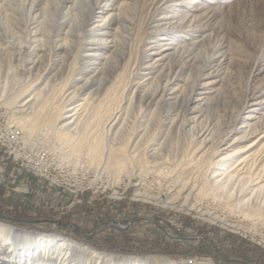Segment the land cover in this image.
I'll return each mask as SVG.
<instances>
[{
	"label": "rangeland",
	"instance_id": "374dc122",
	"mask_svg": "<svg viewBox=\"0 0 264 264\" xmlns=\"http://www.w3.org/2000/svg\"><path fill=\"white\" fill-rule=\"evenodd\" d=\"M71 1L70 9H66L65 0H11L7 15L0 11V112H6L8 122L38 149L49 151L53 160L48 177L24 169L38 179L23 192L24 207L30 208L34 216L43 213L46 220L40 224L17 223L0 216V222L13 232L57 235L102 254L141 260V264H264V215L260 213L264 214V0H172L160 6L157 3L161 0H100L86 24V10L92 0ZM181 1L184 4H179ZM215 3L225 6L216 24L221 31L198 51L196 61L188 67L189 78L183 76L175 82L182 96L196 83H203L209 91L207 96L212 89H217L219 96L209 112L196 120L188 112H178L181 134L177 148L169 144L162 112H157L154 120L130 105L128 112H116L119 118L113 126L101 131L102 120L112 112H82L88 95H75L64 104L59 97L44 98L54 88L72 90V85L79 84L75 79L83 76L78 71V54L85 51L79 46L70 58H56L53 52L49 40L57 21L67 20L61 32L74 31L77 45H81L84 30L108 16L106 22L113 24L116 37L127 40L120 67L131 81L141 76L137 63L149 41L154 40L149 28L157 18L202 11ZM201 34L205 32L194 29L188 38ZM32 35L41 39L46 49L33 71L28 69V62L42 53L36 51L33 55ZM222 35L229 48L221 49ZM220 50L225 51L223 58L215 61L213 75L199 78L207 58ZM55 58L58 63L50 70ZM54 73L59 74L56 80L47 82ZM126 96L124 91L114 107L125 106ZM22 97V101L34 103L31 112L18 111ZM99 100L103 105L107 103L106 97ZM258 101L261 104H255ZM59 104L76 107L68 112L75 113L74 130L57 132L56 125L67 114ZM254 116L259 119L253 128L242 127V122L254 121ZM118 129L122 136L114 140L112 147L120 145L126 154L136 145L132 156L116 166L107 161L105 154ZM206 129L213 131L220 149L230 144L221 150L222 154L246 149L226 162L229 168L235 166L229 172L240 179L224 183L215 191L204 188L207 172L202 160L192 153L199 133ZM149 147L162 149L157 159L147 156ZM96 170L102 171L100 178L93 175ZM140 170L142 176H132ZM159 173L162 180L157 182L154 174ZM183 186L193 189L188 198ZM139 218L145 219L136 221ZM103 222L120 227L132 225L121 229ZM160 225L173 235L194 239L173 240ZM201 241L208 244L206 255L186 254L190 246L198 247ZM9 247L6 244L0 250L5 253Z\"/></svg>",
	"mask_w": 264,
	"mask_h": 264
},
{
	"label": "bare ground",
	"instance_id": "6f19581e",
	"mask_svg": "<svg viewBox=\"0 0 264 264\" xmlns=\"http://www.w3.org/2000/svg\"><path fill=\"white\" fill-rule=\"evenodd\" d=\"M10 1L11 0H4L0 5V11L4 12L6 15L8 9H10L9 6H11ZM99 1L100 0L91 1L92 3H90L86 10L85 24L88 23L90 18L94 15V7L98 5ZM167 1L172 0H161L157 5L160 6ZM213 2L214 1H211V3ZM70 3H72L71 0H65L66 9H70L71 6L68 5ZM218 3H215V5L212 6L208 5L202 11L200 10L194 13H175L172 16L165 15L157 18L149 28L154 40L149 41L145 53L139 58V62L137 63V70L141 76H136L131 81L127 79V75L125 76L124 68L121 69L120 67L126 55L127 40L126 38L121 37L118 39L116 37L114 34L115 28L112 27L113 24L108 21L106 22L108 16L102 18L99 24H94L90 29L84 30L83 44L81 45H77L78 36L74 31L65 30L64 32H61L67 25V20L61 19L57 21L55 24L57 27L53 30L52 36L49 40L53 52L55 53L56 58H58V56L70 58L79 46L80 49L85 51L84 53L78 54L80 57L78 61V71L79 74L81 73L83 76L75 79L79 84L72 85V90L69 91V89H66L62 91V89L54 88L48 94H45L44 98L59 97V102L61 101L64 104V101H69L75 95H88V99L85 98L86 101L82 112H112L102 120L101 131H104L107 127L109 128L113 126L119 118V115H117L116 112H128L130 105L137 110L136 112H144L147 116L152 115L154 120L157 118V112H162V123L167 126L168 129L166 136H168V134L170 136L169 144L173 146V149L177 148L179 146L181 134V124H178L179 120L177 119L178 112H188V115H192L190 118L196 120L198 117L202 116L203 113L209 112L211 106L214 102L216 103L219 96V91L217 89H212L210 91V96H207L209 91L205 90L206 88L202 85L203 83H196V86L192 87L187 95L182 96V91L179 90L175 82L183 78V76H186V79L189 78L188 67L191 63L196 61L198 51L209 43L211 37L219 34L221 31L220 28L216 27V24L223 16L222 13L224 12L223 8L225 6L222 7V5ZM179 4L184 3L181 1ZM178 10L181 12L180 8ZM37 29L38 28H36V30ZM194 29H201L205 34H201L194 39L188 38L190 31H193ZM206 30L210 31L206 32ZM35 32L36 31H34V34ZM63 33L65 34L63 35ZM62 35L63 37H61ZM36 37L33 36L31 39V48L34 51L33 55H37L36 51H40L42 54L37 55L35 60L28 62L30 65L28 69L31 71L37 69V64L40 60L39 57L43 56V53L46 51L44 44L39 42L41 39ZM221 39H223L220 43L221 49L226 47L229 48L228 41L225 43L226 39L223 35L221 36ZM224 51L225 50H220L207 58L204 65L201 67L202 73L199 75V78L203 79L207 76L213 75L214 63L219 58H223L222 55ZM56 58L54 64L51 65L50 70H53L56 67L58 63ZM58 75V73L50 75L47 82H51V80L54 82ZM124 91H127L126 104L121 107V109H117L114 107V104ZM203 94L204 96H201ZM102 96L103 98H107V103L105 105L101 103L102 99L99 100ZM23 98L24 97L19 100L20 103L17 106L18 111L31 112L34 109V103L28 104L27 100L22 101ZM182 98L183 100H181ZM255 104L261 103L258 101ZM59 106L63 109V112H67V114L64 113L65 115L63 118L65 119L62 122H58L56 125L57 132L66 129L70 131L74 130L76 128V126H73L75 118L73 115L75 113L68 112H72L76 107H67V105L61 106L60 104ZM261 106L262 105H260V107ZM55 112H60V110L58 111L56 109ZM262 114L261 115L264 116V113ZM253 119L254 121L248 120L242 122V127L253 128L259 117L254 116ZM120 132V129H118L115 138L113 137L109 141V149L105 154L107 161L114 163V165L122 162L125 157L130 158L136 145L135 144L132 150L126 154L122 153L123 149L120 145L112 147L111 144L114 143V140L122 136ZM169 132H171V135ZM136 135L137 134L134 133V137H136ZM166 136L165 138H167ZM59 138L60 137L58 136V139ZM197 138L198 141L196 144L198 143V145L194 148L192 153L196 154L197 158L202 160V165L207 172V178L205 180L206 184L204 187L207 191L209 189L215 191L214 189L216 188L218 190V188L223 187L224 183H229V181L233 179H240L238 174L236 175L234 172H229L235 168V166L229 168V166L226 165V162L234 155L244 152L246 149L234 150L222 154L221 150L227 149L230 144L220 149V145H217L219 140L214 136L213 131L210 129L201 131ZM161 150L162 149L159 147H149L147 149V156L152 160L157 159L161 154ZM211 153L213 155H209ZM92 155L94 157L97 156V154ZM248 156L249 155H247V158ZM142 172L143 171L141 170L138 173L133 172L132 176L136 174L142 176ZM144 172L147 173V170H144ZM154 175H156L154 179L157 182L162 180L160 173ZM245 179H247L246 176ZM182 190L183 192L187 191L185 197L188 198L192 194L193 189L183 186ZM198 195L199 194H197V196ZM251 205L250 202L249 207ZM260 213L264 215L263 212ZM6 244H9L10 249L5 253L0 250V264H52L55 260H58L59 264H69L71 262H74L73 264H141V260L113 256L111 254H102L77 242L57 235L13 232L10 231V228L8 229L6 224L0 222V247ZM6 260L8 263L5 262ZM166 264L176 263L169 261V263L167 262Z\"/></svg>",
	"mask_w": 264,
	"mask_h": 264
},
{
	"label": "crops",
	"instance_id": "0c3cea01",
	"mask_svg": "<svg viewBox=\"0 0 264 264\" xmlns=\"http://www.w3.org/2000/svg\"><path fill=\"white\" fill-rule=\"evenodd\" d=\"M0 165L4 172L1 174L0 183V216L19 223H39L46 218L43 213H34L29 208L24 207V191L33 185V180L38 181L31 173L19 168L9 159L0 147ZM35 184V183H34ZM40 224V223H39Z\"/></svg>",
	"mask_w": 264,
	"mask_h": 264
},
{
	"label": "built area",
	"instance_id": "2783aa9c",
	"mask_svg": "<svg viewBox=\"0 0 264 264\" xmlns=\"http://www.w3.org/2000/svg\"><path fill=\"white\" fill-rule=\"evenodd\" d=\"M0 147L5 155L11 159L18 167L32 171L34 174L45 175L48 177V170L52 165L49 152L38 149L34 142L25 138L23 132L8 122L6 112H0ZM65 172V168H61ZM4 172L0 165L1 174ZM167 172V169L164 170ZM95 178L102 176V171L96 170L93 174Z\"/></svg>",
	"mask_w": 264,
	"mask_h": 264
},
{
	"label": "water",
	"instance_id": "95a60500",
	"mask_svg": "<svg viewBox=\"0 0 264 264\" xmlns=\"http://www.w3.org/2000/svg\"><path fill=\"white\" fill-rule=\"evenodd\" d=\"M141 219H145V218H139V219H137L136 221H138V220H141ZM150 221H152V222H156V220H154V219H151ZM103 223H106V224H109V225H113V226H115L116 228H121V229H125V228H127V227H129L130 225H132V223H130V224H128V225H126V226H118V225H116V224H114V223H112V222H103ZM160 227L162 228V230L164 231V233L168 236V237H170L171 239H173V240H176V241H185V240H192V239H194L193 237H189V236H176V235H173L172 233H170L168 230H166L165 229V227H163L162 225H160ZM201 239H204V240H206V241H208V242H210L208 239H206V238H202V237H200Z\"/></svg>",
	"mask_w": 264,
	"mask_h": 264
},
{
	"label": "trees",
	"instance_id": "16d2710c",
	"mask_svg": "<svg viewBox=\"0 0 264 264\" xmlns=\"http://www.w3.org/2000/svg\"><path fill=\"white\" fill-rule=\"evenodd\" d=\"M0 220H1V218H0ZM200 243H201V245L198 247L193 248V246H190V248L186 254H188V255H194V254L206 255V251L204 249L208 248V244L206 242H203V241H201ZM216 261L222 262L219 259H216Z\"/></svg>",
	"mask_w": 264,
	"mask_h": 264
}]
</instances>
